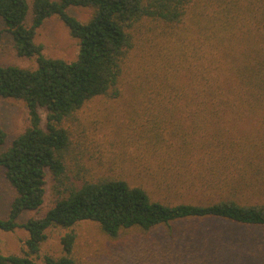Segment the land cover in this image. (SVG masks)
Wrapping results in <instances>:
<instances>
[{"label":"trees","instance_id":"1","mask_svg":"<svg viewBox=\"0 0 264 264\" xmlns=\"http://www.w3.org/2000/svg\"><path fill=\"white\" fill-rule=\"evenodd\" d=\"M70 7L92 13L81 21ZM51 16L78 41L75 60L46 57L34 42L36 29ZM0 20L16 54L36 62L34 69L0 66V97L21 100L28 117L25 130L0 153L14 191L0 230L21 228L28 238L21 255L0 253V264H78L72 232L61 239L62 255L35 258L47 228L70 229L84 221L112 238L131 229L166 228L169 238L177 235L183 244L175 264L217 263L222 232L207 235L196 227L181 234L173 224L221 221L264 227V203L227 195L264 191V0H32L30 8L27 0H0ZM165 49L173 54H163ZM139 58L148 63L136 75L143 105L181 142L160 156L157 171L181 175L175 178L180 185L194 183L207 192L203 200L169 204L152 200L142 187L123 179L65 176L70 140L61 124L96 97H117L125 69ZM40 109L46 112L44 126ZM6 135L0 128V145ZM188 159L195 163L192 177L181 174L187 165L174 168ZM47 172L56 184L53 206L19 222L24 212L42 206ZM158 244L164 248L163 239ZM165 253L152 254L150 264H167L171 259Z\"/></svg>","mask_w":264,"mask_h":264},{"label":"rangeland","instance_id":"2","mask_svg":"<svg viewBox=\"0 0 264 264\" xmlns=\"http://www.w3.org/2000/svg\"><path fill=\"white\" fill-rule=\"evenodd\" d=\"M31 2L32 0H27L29 8ZM69 13L85 21L92 11L89 8L70 7ZM30 21L29 9L26 23L30 24ZM0 31V66L12 64L34 69L35 58L20 57L16 54L12 37L1 20ZM34 42L42 45V54L49 58L70 62L75 60L78 53V41L70 36L67 27L57 16L47 18L36 29ZM166 52L169 56L173 54L168 49H165L163 54ZM147 54L148 52L144 58H147ZM139 59L132 60L130 70L125 69L119 82L120 93L117 97H96L85 103L75 117L61 124L70 140L64 162L65 176L78 174L88 180L103 177L123 179L130 186L142 187L152 200L169 204L203 200L207 192L198 191L194 183L180 185L175 183V178L181 175L157 171L160 156L169 152L173 144L181 142L177 141L165 122L160 118H154L155 116H152L143 105L144 95L137 90L140 81L136 79V75L143 73L148 63L143 58ZM39 113L41 125L44 126L46 112L40 109ZM27 126L28 117L24 103L21 100L0 97V128L7 134L5 142L0 145V153L6 151L12 139ZM247 126L245 123L242 128L245 129ZM170 141L173 143L170 144ZM178 163L174 168L187 165L185 166L187 171L181 174L186 176L188 172L190 177L195 174L190 173L194 170V162L188 159ZM45 179L42 206L38 210L24 212L19 222L39 217L53 206L56 184L49 172ZM64 183H67L65 178ZM227 195L238 202L264 203V191L260 193L239 191ZM13 197L14 191L4 176L3 167L0 166V218L7 216ZM196 227L202 228L200 230L207 235L213 230L222 232L219 240L221 241L219 261L214 263L211 259L213 264H264V227H243L221 221H207L202 224L187 220L173 224V228L181 234L193 231L191 229ZM70 232L75 234L72 254L78 264H150L151 255L161 256L163 251H167L165 254L171 259L166 263L175 264L176 256L183 251V244L177 235L169 238L166 228L163 227L148 233L131 229L127 233H121L117 238H112L103 233L96 223L84 221L70 229L58 226L47 228L46 239L40 247L36 261H42L44 255L54 257L62 255L61 239ZM27 238L28 233L21 228L12 232L0 230V253L21 255ZM158 239L164 240V248L158 244ZM210 243L213 249L214 247L218 249L217 245ZM180 260L183 263L187 261L185 258Z\"/></svg>","mask_w":264,"mask_h":264}]
</instances>
